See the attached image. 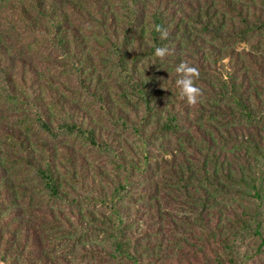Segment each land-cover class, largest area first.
<instances>
[{
  "label": "rangeland",
  "instance_id": "1",
  "mask_svg": "<svg viewBox=\"0 0 264 264\" xmlns=\"http://www.w3.org/2000/svg\"><path fill=\"white\" fill-rule=\"evenodd\" d=\"M181 61L199 69L197 105L180 96ZM32 104L109 149L43 134ZM242 111L264 123V0H3L0 264H115L119 220L138 264H229L226 243L237 264H264V153ZM255 187L257 236L242 228Z\"/></svg>",
  "mask_w": 264,
  "mask_h": 264
},
{
  "label": "trees",
  "instance_id": "2",
  "mask_svg": "<svg viewBox=\"0 0 264 264\" xmlns=\"http://www.w3.org/2000/svg\"><path fill=\"white\" fill-rule=\"evenodd\" d=\"M3 0H0V4L2 3ZM248 32V31H247ZM246 31H242L240 35H245ZM119 47V46H118ZM118 54H121V51H118ZM126 81H129L133 87L138 91V85L135 84V81L132 80L130 77L125 78ZM2 91L3 94L8 98L10 101H15V96L12 94V91L10 89L9 83L7 81V77L3 76L2 77ZM142 96V95H141ZM143 102L147 104L148 102L146 98H141ZM13 105L16 106L17 108H20L21 105L18 103L13 102ZM32 108L34 109L36 115H37V123L36 127L38 131L42 132L43 134L51 137L52 139H61L66 136L74 135L76 137H80L83 141H85L89 146L94 147L98 150H108L109 147L104 143L98 140V138L95 136L94 132L92 130L85 129L79 125L73 124V123H61L57 127L53 128L47 119L44 117L43 113L36 108L34 104L31 105ZM238 116L237 114H234V119L235 122L238 121H244L247 124H249L252 129L256 132V140L253 139L251 135L247 136L246 142H250V147L252 148V152L255 153L256 155L263 154L264 147L261 146V139L257 138V132L258 128H255L257 125H263L264 123L260 122V116H256L252 111H242ZM162 130L163 131H175V126L171 122H166L162 125ZM255 136V135H254ZM37 173L40 175H44L45 173L42 171L37 170ZM253 179V177H251ZM127 184H123L118 190L120 191L121 194L125 193V186ZM51 192L55 196H59V188L57 185L53 182V184L50 186ZM261 189L258 187H255L253 190V196L252 198L256 199V202L253 204V208L251 209V216L252 219L250 220L251 222L247 223H242V228L247 231L248 233L253 234L254 236H257L261 234L262 230V222L260 220H257L255 216L259 215V208L261 207V204H263V201H261ZM109 208L111 212H117L116 210V205L113 203L109 204ZM120 222L117 223V226L115 228V233L111 235V240L110 241V251L108 252V255H105L106 258H108L110 261L108 262H113L115 264H138V260L132 254V251L127 248L123 242L124 239V233L123 229L121 228L122 225L124 224L123 220H119ZM223 246H227L225 250H227L228 253V262L229 264H237L235 260V251H234V246L232 243H226L223 244Z\"/></svg>",
  "mask_w": 264,
  "mask_h": 264
},
{
  "label": "clouds",
  "instance_id": "3",
  "mask_svg": "<svg viewBox=\"0 0 264 264\" xmlns=\"http://www.w3.org/2000/svg\"><path fill=\"white\" fill-rule=\"evenodd\" d=\"M155 31L159 33L160 38L167 39L169 33L162 25H155ZM172 50L166 46L157 47L155 49V56L164 58L167 55H171ZM178 74L176 84L180 89V96L185 99L188 105H197L202 102L201 97L203 95L202 89L198 87L195 80L199 78V69L193 66L188 61H181L175 68Z\"/></svg>",
  "mask_w": 264,
  "mask_h": 264
}]
</instances>
